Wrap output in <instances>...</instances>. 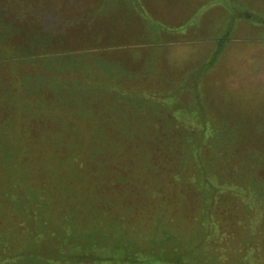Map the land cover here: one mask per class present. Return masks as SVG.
<instances>
[{"label": "rangeland", "instance_id": "rangeland-1", "mask_svg": "<svg viewBox=\"0 0 264 264\" xmlns=\"http://www.w3.org/2000/svg\"><path fill=\"white\" fill-rule=\"evenodd\" d=\"M14 2L0 0V264L264 263V0ZM46 33L61 44L46 69L8 57ZM16 173L53 237L14 207Z\"/></svg>", "mask_w": 264, "mask_h": 264}, {"label": "trees", "instance_id": "trees-1", "mask_svg": "<svg viewBox=\"0 0 264 264\" xmlns=\"http://www.w3.org/2000/svg\"><path fill=\"white\" fill-rule=\"evenodd\" d=\"M6 2V1H5ZM14 2V0H13ZM15 4V2H14ZM45 9V6H41ZM19 14H17L18 16ZM16 16V15H15ZM13 16V17H15ZM10 13H9V16H5L4 14L0 13V64H2L4 62V65L5 66H10L11 65V59H8V58H5L7 56H4L2 53H5V52H8V53H11V40L8 39V37H4L3 33L5 32V29L6 28V31L9 29V31L11 30V26H10ZM16 18V17H15ZM36 29H40V30H43V28L40 26V27H35ZM38 36H36L35 34L32 36V38L30 40H27L26 42L21 39L19 41V43L15 42V43H12L13 45V48L16 50V52L14 51V55L13 56H9L8 57H27V56H30V55H39L41 60L42 61H39V66H41L40 68H45L47 62H48V58H46V60L44 58H42L41 56H43V54L46 56H51L54 51H50V50H45L44 47L47 48H52L55 46V49H58L59 50V46L61 47V44L57 43V39L59 37L55 36L54 34L52 35L51 33H46V37L47 38H43L44 41H39L37 39ZM55 44V45H54ZM49 45V46H48ZM26 48V50H24ZM57 50V51H58ZM26 54V55H25ZM25 55V56H24ZM211 62V61H210ZM58 64V62H56V65ZM212 63H210L211 65ZM53 65V67H55L56 65L55 64H51ZM45 66V67H44ZM46 69V68H45ZM22 80L21 78H18L16 75H14L13 77V81L15 83V87L17 89V91H15L14 93L16 95H18L22 100H23V105L25 104H28L29 102L27 100L29 99H25L24 100V95L21 94V91H19L18 89V81ZM23 81V80H22ZM62 81H63V78H62ZM20 88V87H19ZM41 93V92H40ZM35 97H33L34 99ZM36 99V98H35ZM35 102V101H33ZM142 104V103H141ZM140 104V105H141ZM31 107L33 108V110H37L35 104H32ZM87 114L89 115L88 112H85L84 115L87 116ZM95 131V134L96 135L97 133H102V131ZM77 134H80L79 132H77ZM97 136V135H96ZM31 146H24L23 148H30ZM24 151V149H18L17 151L13 150V152H16L17 155H20L22 154V152ZM29 151V150H28ZM79 151V153L77 154V152ZM76 155H78L79 157L80 156H83L82 154H84V148L83 146L80 147L79 149L76 150L75 147H72L69 151H68V154L67 155H73L74 153ZM4 157V151L0 152V160L1 158ZM264 157V155L262 156ZM17 158H26V157H17ZM84 161H79L76 162L77 163H83ZM257 163V165L263 170L262 172L264 173V158H261V160H257L255 161ZM255 162L253 163V165L255 164ZM75 164V165H76ZM75 171V170H74ZM15 176V177H14ZM13 187H16V188H13V193L10 194V196H13V205L16 209H18L19 211L18 212H21V213H24L25 217H29L31 216L32 217V222L35 225H37L39 222H42L43 220L45 221L47 219V216L45 215V213H48V210H49V205L43 207L39 211V214H36V212H34L36 209H34L31 205H34L37 209H40L38 208L39 205V202H41L42 200H40V196L41 195H38L39 192H36V191H39L38 188H33L29 183H27L26 181L29 180V178L25 175V174H22L21 173H16V174H13ZM23 177V179H22ZM264 177V176H263ZM262 183V185H261ZM260 185H258V187L261 189L260 192L264 193V180L263 182H261ZM193 189L194 190H199L200 192H203L204 191V187H201V186H194L193 185ZM206 200V199H205ZM214 200L210 201L209 203L211 205H208L207 202H204V200L202 199L201 202L204 204V207L202 209V211H204L208 206H209V209L211 210V215H212V219L210 220L211 221V225L213 226H216V223H219V219L217 218L216 219V213H213L214 211L213 208H214V205L212 204ZM248 203V202H247ZM31 206V207H30ZM27 207V208H26ZM208 209V211H209ZM207 211V212H208ZM210 212V211H209ZM21 215V214H20ZM50 218V217H49ZM62 218V217H61ZM60 218V219H61ZM62 220V219H61ZM216 221V223L214 222ZM48 222V220L46 221ZM54 224H52V226L55 228V231L54 233L56 234V227L57 224L55 222H53ZM206 223V221L203 223V227H204V224ZM67 226V224H66ZM36 227V226H35ZM34 227V228H35ZM208 228L211 229V227L208 226ZM46 229H48V235L50 237H53L52 236V231L49 230V222L47 224L46 227H36L35 230L36 231H45ZM62 230V229H61ZM222 230V229H221ZM52 232V233H51ZM222 232V231H221ZM255 232V231H254ZM36 234V233H35ZM24 236V235H23ZM21 237V236H20ZM19 237V238H20ZM26 237V236H25ZM21 239V238H20ZM199 239V238H197ZM196 239V240H197ZM22 240V239H21ZM39 241H42L41 239L39 238H36V244H39L41 242H38ZM68 246V243L66 244H63V248L67 247ZM261 253V251L259 252V254ZM213 256V255H212ZM213 259V257H211ZM261 264H264L263 262H261Z\"/></svg>", "mask_w": 264, "mask_h": 264}]
</instances>
